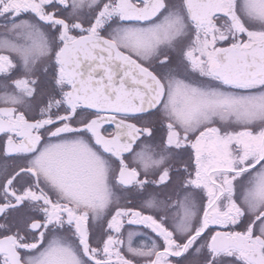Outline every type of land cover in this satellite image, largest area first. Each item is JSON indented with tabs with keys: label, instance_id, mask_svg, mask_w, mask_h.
Instances as JSON below:
<instances>
[{
	"label": "snow or ice",
	"instance_id": "snow-or-ice-1",
	"mask_svg": "<svg viewBox=\"0 0 264 264\" xmlns=\"http://www.w3.org/2000/svg\"><path fill=\"white\" fill-rule=\"evenodd\" d=\"M0 264H264V0H0Z\"/></svg>",
	"mask_w": 264,
	"mask_h": 264
}]
</instances>
